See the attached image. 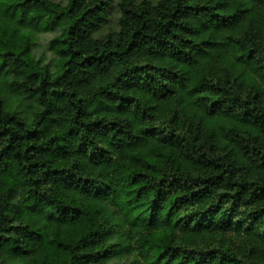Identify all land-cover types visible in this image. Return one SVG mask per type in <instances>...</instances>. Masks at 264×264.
Returning a JSON list of instances; mask_svg holds the SVG:
<instances>
[{
	"label": "trees",
	"instance_id": "obj_1",
	"mask_svg": "<svg viewBox=\"0 0 264 264\" xmlns=\"http://www.w3.org/2000/svg\"><path fill=\"white\" fill-rule=\"evenodd\" d=\"M0 0V264H264V0Z\"/></svg>",
	"mask_w": 264,
	"mask_h": 264
},
{
	"label": "rangeland",
	"instance_id": "obj_2",
	"mask_svg": "<svg viewBox=\"0 0 264 264\" xmlns=\"http://www.w3.org/2000/svg\"><path fill=\"white\" fill-rule=\"evenodd\" d=\"M61 3H64L65 0H55ZM152 2H156L157 0H151ZM118 16L119 11L117 7V0L113 1V5L109 9V21L108 23L98 32V35H103L108 31H111L113 29L117 28V22H118Z\"/></svg>",
	"mask_w": 264,
	"mask_h": 264
}]
</instances>
